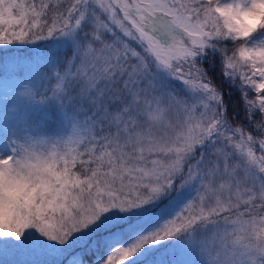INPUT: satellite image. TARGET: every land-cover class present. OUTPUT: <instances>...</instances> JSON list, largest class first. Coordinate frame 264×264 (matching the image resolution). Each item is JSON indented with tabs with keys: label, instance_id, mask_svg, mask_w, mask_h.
Returning a JSON list of instances; mask_svg holds the SVG:
<instances>
[{
	"label": "snow or ice",
	"instance_id": "1",
	"mask_svg": "<svg viewBox=\"0 0 264 264\" xmlns=\"http://www.w3.org/2000/svg\"><path fill=\"white\" fill-rule=\"evenodd\" d=\"M0 87V264H264V0H0Z\"/></svg>",
	"mask_w": 264,
	"mask_h": 264
},
{
	"label": "trees",
	"instance_id": "2",
	"mask_svg": "<svg viewBox=\"0 0 264 264\" xmlns=\"http://www.w3.org/2000/svg\"><path fill=\"white\" fill-rule=\"evenodd\" d=\"M218 72H219V68H217V70L215 72H213L211 69H209V75L214 77V82L225 93L224 99H225V102H227L229 105V111L232 112L236 109H240L241 114H243L242 102L240 100L239 93L236 92L234 89L230 88L227 83H223L221 78L218 75ZM229 92L232 93L231 96L228 95Z\"/></svg>",
	"mask_w": 264,
	"mask_h": 264
},
{
	"label": "rangeland",
	"instance_id": "3",
	"mask_svg": "<svg viewBox=\"0 0 264 264\" xmlns=\"http://www.w3.org/2000/svg\"><path fill=\"white\" fill-rule=\"evenodd\" d=\"M5 91L6 90H5L4 87H0V111L3 110V105L5 103V100H4V93H5ZM249 96H250V98H253L255 96V93L250 90ZM19 259L25 260V259H31V258L30 257H27V256H22V257H19Z\"/></svg>",
	"mask_w": 264,
	"mask_h": 264
}]
</instances>
